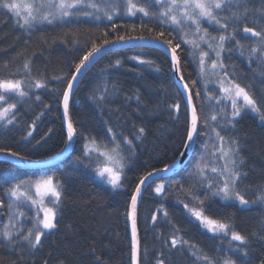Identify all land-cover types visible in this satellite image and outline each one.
Listing matches in <instances>:
<instances>
[{"label": "trees", "instance_id": "16d2710c", "mask_svg": "<svg viewBox=\"0 0 264 264\" xmlns=\"http://www.w3.org/2000/svg\"><path fill=\"white\" fill-rule=\"evenodd\" d=\"M244 2L251 10L264 6V0ZM233 10H236L235 6ZM223 15L228 13L225 11ZM143 19L146 26L141 31L140 14L136 17L117 16L114 22L125 26L118 28L117 33L144 35L146 38L156 36L161 28L147 23V18ZM110 23L107 20L81 18L64 24L40 25L29 35L18 27L16 19L6 9H0V78L8 77L28 58L32 61L33 75L48 81L47 90L33 89L31 98L17 103L12 124H0V148L21 153L28 162L49 160L67 148V127L62 106L58 102L66 80L59 81L53 77L67 78L73 73L75 64L90 50L92 42L102 43L105 31L109 32L110 38H114ZM132 24L137 25L135 32L130 30ZM245 24L257 30L264 28V16L250 11L247 19L240 24L236 38L249 47L256 38L243 32ZM202 25L211 35L220 34L217 25L205 21ZM149 27L154 31L149 32ZM228 31L231 32V28ZM166 39H172L174 44L180 43L177 52L181 74L191 90L201 125L205 119L215 124L210 119L211 115L229 102L222 101L221 105H217L222 92L216 86L208 87L206 91L200 82L199 52L201 49L206 51L207 47L201 44L200 49H193L182 42L177 32L169 36L165 31L160 40ZM228 45L232 50L223 52L227 71L242 86L250 85V91L257 101L264 103V75H261L260 62L253 59L250 63L247 53L241 56L234 41L228 42ZM133 56L151 63H140L131 59ZM117 60L121 62L119 67L115 66ZM6 62L7 68L4 67ZM193 81L196 82L194 85ZM113 84L116 86L115 92L112 91ZM105 86L109 88L107 100L98 101L94 97ZM197 92L200 93L199 97L196 96ZM36 95H40V100L35 99ZM18 100L13 98L12 102ZM175 104L180 105L179 112L173 107ZM226 110L230 113V106ZM70 115L77 135L73 151L65 161L53 166L32 168L23 167L11 159H0V233L13 215L16 216L17 225H23L27 230L33 226L37 212L30 203L15 201L10 196V188L22 180L43 176H53L62 186L55 219L57 227L45 232L42 246L34 256H29L0 240V264H44V261L48 264H60L61 261L63 264H97L96 257H100L103 264H131L130 198L137 183L147 172L175 164L185 150L183 144L190 117L187 103L174 79L168 53L159 48L127 47L99 58L77 86L70 103ZM33 123L34 130L31 127ZM235 124V128L227 126L224 129L218 127L217 130L240 141L244 160L242 169L247 175L239 182V190L247 199L255 202L241 207L213 197L206 188L192 187L197 178L190 173L204 154L203 144L208 140V135H201L187 165L173 176L152 182L142 195L137 210L141 264H156L158 257L165 259L166 264H204L195 260L187 246L170 249L174 233L213 258L231 257L237 264H261L264 261V240L251 236L253 232H264V203L257 200L261 189H264V124L250 112L237 118ZM109 127L121 137L133 139L135 145V155L125 152L122 186L117 189L96 177L95 168L99 161L95 154L92 158L83 156L85 137H96L101 145L110 143V134H107ZM141 127L145 133L136 139ZM29 131H32L30 137L27 136ZM205 132L212 135L207 128ZM124 148L127 149V145ZM78 158L82 162H77ZM160 183L165 185L164 195H157L154 191ZM181 185L184 186L183 190ZM193 194L201 197L209 217L229 222L234 230L249 236L248 245H239V242L231 241L230 236L213 235L191 218L184 204L199 206L198 201L191 199ZM9 203L13 204L11 210ZM161 205L167 210L168 217H164L162 211L157 213ZM153 214L157 215L155 224L151 219ZM177 228L178 233L175 232ZM230 243L233 247L229 246ZM235 247H246L248 256L236 252Z\"/></svg>", "mask_w": 264, "mask_h": 264}, {"label": "snow or ice", "instance_id": "6c2138e0", "mask_svg": "<svg viewBox=\"0 0 264 264\" xmlns=\"http://www.w3.org/2000/svg\"><path fill=\"white\" fill-rule=\"evenodd\" d=\"M234 6L236 10H233ZM0 9H6L7 13L16 19L18 27L29 35L40 25L64 24L72 20H80L81 18L111 22L110 27L112 33L115 34L114 38H110L109 32L105 31L102 43H97L95 40L92 42L90 50L85 52L75 64L73 73L67 78L64 76L53 77V79L59 81L66 80V86L60 92L58 102L63 109V119L67 122V141L69 143L77 135V129L70 117V102L74 95V85L82 69L106 45L143 41L146 39L144 35L118 34L117 29L125 26L114 22L117 16L136 17L140 14L141 31L146 26L143 18H147V23L156 24L161 28L157 35L152 37V39L158 41L161 37H164L165 31H167L169 36L173 32H177L182 42L190 45L193 49H200L201 43L207 44L208 48L215 52V58L211 59L209 52L200 50V75L202 77H216L219 90L224 94L217 99L216 103L217 105H221L222 101H228L229 104L221 106L211 115L210 119L215 124H210L209 120L205 119L203 125H201L199 113L193 104V96L189 91L187 104L191 106V113L188 119L183 147L187 149L192 144L197 143L201 135H208L207 142L203 144L204 154L200 156L194 170L190 173L191 176L197 178V182L192 187L206 188L207 192L211 193L213 197H219L223 201H237L241 206H247L255 202L247 199L239 190V182L243 176L247 175L242 169L244 160L240 152V141L234 137L222 135L221 131L217 130V128L224 129L227 126L235 128L236 119L245 110L258 114L260 120L264 121V103L257 101L250 91V85L248 87L242 86L235 76L227 71L222 58V53L225 50H232L228 42L234 41L235 47L239 49L241 56L247 53L250 63L253 59L260 62L261 75H264V28L257 30L247 26V24L243 26L244 33L256 38L254 44L249 47H245L236 38L240 24L247 19L249 12H259L261 16H264V6L260 9L251 10L244 0H235V3L234 0H0ZM225 11L228 15H223ZM202 21L217 25L220 34L211 35L208 29L203 27ZM230 28L231 32L228 31ZM130 30L135 32L137 25L132 24ZM148 31L151 32L154 29L149 27ZM161 42L166 44L170 49L173 65L179 70L180 57L177 49L180 48V43L174 44L172 39H166ZM25 43L27 44L28 41L26 40ZM226 45H228L227 48ZM18 55L21 54L18 53ZM206 58L208 59L206 60ZM131 59L139 60L136 56L131 57ZM139 62L151 63L145 60H139ZM120 63V60H117L115 66L119 67ZM4 67H8V62L5 63ZM41 77H43V74H41ZM181 80H183L182 76ZM192 83L194 85L196 82L193 81ZM184 88L188 91V84H184ZM33 89L47 90L48 81L46 78L35 77L32 70V61L25 58L22 64L16 68L15 72L10 73L8 77L0 78V105H6L0 106V122L6 125L12 124L15 119L17 103L25 101L26 98H31L30 93ZM115 90L116 86L113 84L112 91L115 92ZM108 93L109 88L105 86L100 94L94 98L98 101H106ZM196 96L199 97L200 93L197 92ZM13 98H19V100L12 102ZM35 99L40 100V95H36ZM137 100H139L138 96ZM229 106L231 108L230 113L226 110ZM45 107L49 106L46 105ZM173 107L179 112V104H175ZM40 115L43 116L44 113L41 112ZM218 117H220L219 120ZM39 118L38 116L37 119ZM31 127L34 130L35 123ZM205 128L212 135L205 132ZM138 133L139 135L136 136V139L144 135L145 129L143 127L139 128ZM107 134H110V143L103 145L98 143L96 137H85L86 142L84 144L83 156L92 158L93 154H95V158L100 161L95 168L96 175L111 185L113 189H117L122 186L121 178L125 167V152L127 151L135 155L133 151L135 145L133 139H129L127 136L121 137L111 127L107 128ZM27 136H32V131H29ZM124 145H127V149L124 148ZM209 145H211V151H209ZM0 152H4L17 160L26 159L21 153L10 149L0 148ZM181 155H184V153H181ZM101 157H103L102 161L100 160ZM77 162L82 161L78 158ZM169 170V167L155 169L140 177L137 187L130 198L131 264H141V244L137 222V204L141 195V187L149 177L159 172L167 173ZM209 172L215 175L210 176ZM22 184H27L29 189L34 188V195L31 191H21ZM183 187L181 185V190H183ZM154 191L157 195H164L165 185L163 183L158 184ZM9 193L15 201L23 202L21 201V197L25 201H30L33 206L37 207V212L33 218V226L27 230L24 229L23 225H17L15 222L16 216L13 215L8 224L5 225L3 232L0 233V240L14 250L19 248L29 256H34L35 251L42 246V237L45 236V230L50 232L57 227V224L54 222L56 211L53 207L48 206L45 200L47 198H54L52 203L58 204L61 200L62 186L59 182H54L53 177L48 176L34 181L18 183L9 189ZM191 199L198 201L201 206L189 207L185 203L184 207L208 232L223 237L230 236L231 241H237L239 245L243 246L248 245L249 236L234 230L231 223L209 217L205 213L202 207L203 200L199 195L193 194ZM257 200L264 203V189H261ZM12 207L13 204L9 203L8 208L11 210ZM161 211L164 217H168V212L163 208V205L157 209V213ZM40 213H43L42 217ZM19 215L22 216L23 213ZM151 219L153 224H155L157 215L153 214ZM175 232L178 233L179 229L177 228ZM251 236L264 240V232H253ZM178 246L180 248L187 246L191 251V255L195 257V260L203 261L204 264H237V261L231 257H210L195 244L174 233L171 237L170 249H176ZM229 246L233 247L231 243ZM234 250L244 257L248 256L246 247H235ZM144 254H147L146 250ZM160 256H163V252L160 253ZM96 261L97 264H103L100 257H96ZM44 264H48V262L44 261ZM60 264H63V261ZM156 264H166V261L158 257ZM261 264H264V261H261Z\"/></svg>", "mask_w": 264, "mask_h": 264}, {"label": "water", "instance_id": "95a60500", "mask_svg": "<svg viewBox=\"0 0 264 264\" xmlns=\"http://www.w3.org/2000/svg\"><path fill=\"white\" fill-rule=\"evenodd\" d=\"M162 40H155V39H152V38H146L145 40L143 41H132V42H129V43H114V44H110V45H106L100 53H98L96 56H94L90 62L87 64V66L82 69L81 71V74L79 75L75 85H74V92L77 88V86L79 85L80 81L82 80V78L84 77V75L86 74V72L89 70V68L94 64V62H96L99 58L111 53V52H114V51H117L119 49H123V48H127V47H134V46H146V47H155V48H159L163 51H165L166 53H168L170 59H171V52H170V49L168 48V46L164 43L161 42ZM172 61V59H171ZM172 65H173V62H172ZM173 75H174V79L176 80L178 86L180 87L184 97H185V100H186V103H187V97H188V94H189V91L191 92L190 88L188 89V91L185 90L184 88V84H187V82L185 81L184 77L182 76L181 74V67L179 66V70L176 69V67L173 65ZM181 76L183 77V80H181ZM192 94V93H191ZM71 103V102H70ZM193 104L195 105L194 103V100H193ZM187 107H188V111H189V115L191 113V106H189L187 104ZM71 117V115H70ZM65 121V120H64ZM65 124H66V127H67V122L65 121ZM75 143H76V136L73 138V141L71 143H69V145L67 146V148L62 152L60 153L59 155H57L56 157L54 158H51L49 160H46V161H40V162H28L26 160H17L16 158L12 157V156H9L7 154H1L0 153V159H11L13 160L14 162H17L18 164H20L21 166L23 167H32V168H40V167H48V166H53V165H56V164H59L63 161H65L72 153L73 151V148L75 146ZM194 146L195 144H192L189 148L185 149L184 150V155H182L178 161L173 164L172 166H170V170L165 173V172H159L157 173L156 175L152 176V177H149V179L145 182V184L141 187V195L138 199V204H137V210H138V205H139V202L142 198V195L145 191V189L154 181H158L160 179H162L163 177H170V176H173L174 174H176L177 172H179L180 170H182L186 165H187V162L193 152V149H194ZM129 220H130V217H129ZM130 229H131V220H130ZM138 235H139V231H138ZM140 239V237H139Z\"/></svg>", "mask_w": 264, "mask_h": 264}, {"label": "rangeland", "instance_id": "374dc122", "mask_svg": "<svg viewBox=\"0 0 264 264\" xmlns=\"http://www.w3.org/2000/svg\"><path fill=\"white\" fill-rule=\"evenodd\" d=\"M204 21H202V23H203ZM205 22H207V21H205ZM208 23V22H207ZM210 25H215V24H210ZM202 45H204V46H206L207 47V52H209V57L211 58V59H214L215 58V52H213L211 49H209L208 48V46H207V44H204V43H201ZM222 58H223V53H222ZM208 58H206V60H207ZM206 67H207V64H206ZM199 77H200V82L202 83V85H203V87L205 88V90L207 91V88L208 87H213V86H216V87H218V84H217V82H216V77H214V76H212V77H210V76H201L200 75V71H199ZM219 88V87H218ZM224 94L222 93V96H223ZM0 106H6V105H0ZM245 112H250L251 114H253L254 116H257L258 117V119H259V121L261 122V123H263L264 124V121H261L260 120V118H259V116H258V114H256V113H253V112H251V111H248V110H245L243 113H242V115L245 113ZM241 115V116H242ZM240 116V117H241ZM240 117H238V118H240ZM1 123H3V122H0V124ZM209 149L211 150V146L209 147ZM100 160L102 161L103 160V157H101L100 158ZM99 163H100V161H99ZM210 163H211V161H210ZM125 168V167H124ZM123 171H124V169H123ZM210 176L211 175H215V174H213V173H211V172H209L208 173ZM95 175H96V172H95ZM123 176V175H122ZM43 177H48V176H43ZM51 177H53V176H51ZM96 177L98 178V179H100V180H102L100 177H98L97 175H96ZM41 177H39V178H35V179H25V180H22V181H20L19 183H21V182H27V181H34V180H37V179H40ZM196 178V177H195ZM53 179H54V182H57L56 180H55V178L53 177ZM104 181V180H103ZM21 191H31V193L34 195V193H35V190H34V188L33 189H29L28 188V185L27 184H22L21 185ZM54 198H47L46 200H45V203L46 204H48V206H50V207H53L54 209H55V211H56V215H57V207H58V205H59V203L58 204H54V203H52V200H53ZM21 201H23V202H28V203H30L31 204V202L30 201H25V200H23V197H21ZM178 202V201H177ZM224 202H232V203H236V204H238L239 205V203L237 202V201H224ZM32 205V204H31ZM33 206V205H32ZM201 205L199 204V206H196V207H200ZM241 206V205H240ZM248 206V205H247ZM247 206H241V207H247ZM36 210H37V207L36 206H33ZM189 207H193V206H189ZM202 207H203V209H204V211H205V205L203 204L202 205ZM186 211H187V213L190 215V217L191 218H193L195 221H197L196 219H195V217H193V216H191V214L188 212V210L186 209ZM40 216L42 217L43 216V213H40ZM56 219V218H55ZM55 222V221H54ZM199 224H200V222L199 221H197ZM201 225V224H200ZM202 227H203V225H201ZM204 228V227H203ZM206 231H208L206 228H204ZM45 232H49V231H47V230H45ZM212 234V233H211ZM214 235V234H213Z\"/></svg>", "mask_w": 264, "mask_h": 264}]
</instances>
